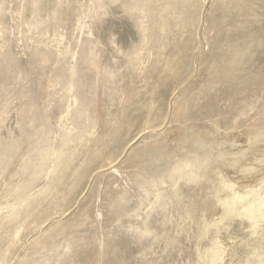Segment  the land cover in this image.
I'll return each mask as SVG.
<instances>
[{"label":"rangeland","instance_id":"1","mask_svg":"<svg viewBox=\"0 0 264 264\" xmlns=\"http://www.w3.org/2000/svg\"><path fill=\"white\" fill-rule=\"evenodd\" d=\"M112 1L128 87L104 0H0V264H264V0Z\"/></svg>","mask_w":264,"mask_h":264},{"label":"crops","instance_id":"2","mask_svg":"<svg viewBox=\"0 0 264 264\" xmlns=\"http://www.w3.org/2000/svg\"><path fill=\"white\" fill-rule=\"evenodd\" d=\"M119 6L118 8L116 6ZM97 10H95V13H103L104 15L102 17L98 16V18H103L105 21L103 22H98V29L95 31V39L94 42L92 43L93 46L91 48H89V52H88V56L87 58H85L86 61V66H87V73H86V80L89 82L90 81V77H95V69H98V74L100 76H107L109 77V79L104 78L103 81L109 83L110 85H115L116 83H126L127 80L124 79V74L126 71H129L130 69L124 68L123 65V61H125L126 66L127 62L129 61V59H132L131 55L132 53H129V55H123V57L121 55H117V54H113V47L112 46H116V45H123L126 44L128 42H126L125 40H122L119 36H116L117 34V30L119 29L120 31H122V27L125 30V22H123L124 18V12L122 9V5L121 2L119 4H114L113 5V1L112 0H104V5H103V9L100 10L99 6L96 8ZM119 19V20H118ZM136 27H138L139 29L142 30H148V34L150 30L154 29V26H152L149 22L143 21L142 25L139 26L138 24H136ZM146 34V33H145ZM146 35L144 36H139L135 39H138V41L136 42V44L139 45H145L146 43L151 44L150 47L151 48H147L146 49V54H145V60H146V64H148V68L151 67V63L155 60L153 57L155 56V51H154V46L159 44L158 41L156 40V37H152V36H147V38L149 39L148 41L145 39ZM169 55L172 54H168L167 57ZM175 56V55H174ZM170 61V58H169ZM112 62V63H111ZM114 62V64H113ZM118 62H120L118 64ZM122 64V65H121ZM113 67L117 72L116 73H110L111 75L107 74V71ZM147 69L144 70V72H146ZM173 69H175V66L172 67ZM102 69H105L106 72H100ZM124 70V72H123ZM172 72L168 73V75H170ZM122 75V80L119 79ZM86 81V83H87ZM129 85H131L130 83H126L123 86L128 87ZM89 87V84H88ZM90 89V88H89ZM88 89V90H89ZM152 107V106H151ZM155 107L158 109L159 105L155 104ZM154 108V105H153ZM148 109V108H147ZM173 112V107L171 105L167 106V117H169L170 113ZM157 115L159 114V112H156ZM172 115V114H171ZM159 118V117H158ZM147 123V122H145ZM148 124V123H147ZM154 124V123H153ZM111 156H113V154H110Z\"/></svg>","mask_w":264,"mask_h":264},{"label":"bare ground","instance_id":"3","mask_svg":"<svg viewBox=\"0 0 264 264\" xmlns=\"http://www.w3.org/2000/svg\"><path fill=\"white\" fill-rule=\"evenodd\" d=\"M221 2V1H220ZM224 2V1H223ZM224 4V3H223ZM204 14V13H203ZM203 18V17H202ZM204 21V20H203ZM199 36V35H198ZM140 53V52H139ZM194 77V76H193ZM189 83V82H188ZM179 91V90H178ZM170 113V112H169ZM169 124V123H168ZM180 124V123H179ZM168 136H169V140L168 141H170L171 142V144H172V142L178 137V135L180 134V130L177 128V127H175L174 125L173 126H171V125H168ZM245 130V129H244ZM244 130H242V131H244ZM97 131V130H96ZM182 131V130H181ZM231 136L233 137V138H235V139H243V134H242V132H238V131H234V132H232L231 133ZM240 141V140H239ZM250 141V140H249ZM242 143H243V141H241ZM135 143V142H134ZM170 144V145H171ZM110 159V158H109ZM110 162H111V159H110ZM117 165V164H116ZM230 169V168H229ZM226 170V169H225ZM233 171H235V170H233ZM227 171H225V173H226ZM228 172L232 175L231 176V178H236V179H239V180H241L239 177L241 176H239V175H237L236 173H234V172H232L231 170H228ZM224 174V173H223ZM228 174V173H227ZM226 174V175H227ZM240 174H242V173H240ZM243 175V174H242ZM246 175V174H245ZM245 175H243V176H245ZM253 177V176H252ZM252 177H248V178H245V183L247 184V183H252V182H254V180H253V178ZM255 178V177H254ZM256 178H257V176H256ZM226 179V178H225ZM238 180V181H239ZM236 181V180H235ZM237 182V181H236ZM256 182V181H255ZM254 182V183H255ZM241 183V182H240ZM254 183H252V185H254ZM222 186V185H221ZM250 187V186H249ZM117 189V188H116ZM221 191V190H220ZM220 191H218V192H220ZM252 192V191H251ZM221 194V193H220ZM252 194H254V193H252ZM219 195V194H218ZM251 195V193L249 192L248 193V196H250ZM238 196H240V195H238ZM247 196V195H246ZM244 196L242 195V196H240V198H238V199H242ZM219 198V197H218ZM227 198V197H226ZM258 198V197H257ZM256 198V199H257ZM225 199V198H224ZM220 200V199H219ZM229 199H226V201H228ZM220 202V201H219ZM224 202V201H223ZM222 202V203H223ZM226 203V202H225ZM226 206V205H225ZM248 205H246V207H247ZM245 207V208H246ZM249 207V208H248ZM245 210H249V214H246L245 215V219H247V218H251V219H253V221L255 220V219H257L258 220V218H260V217H262L263 216V209H264V201L263 202H259L256 206L254 205V206H248ZM222 208V207H221ZM238 208V207H237ZM222 210V209H221ZM225 212H227V211H225ZM239 212H241V209H240V211ZM222 213H224V212H222ZM234 214L233 212H230V214ZM231 214V215H232ZM218 215V214H217ZM236 214H234V215H232L230 218L231 219H227V218H225V217H223L224 219V221L221 223V225H223L224 223H226V222H231L233 219H236V217H239V216H235ZM223 216V215H222ZM240 218V217H239ZM250 219V220H251ZM256 220V221H257ZM219 222V221H218ZM220 225V226H221ZM219 226V227H220ZM225 226V225H224ZM209 227V226H208ZM213 228V227H212ZM37 237V236H36ZM35 237V238H36ZM34 238V237H33ZM218 239V238H217ZM257 251V250H256ZM255 251V252H256Z\"/></svg>","mask_w":264,"mask_h":264}]
</instances>
